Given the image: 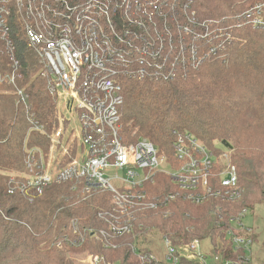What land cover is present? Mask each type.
I'll use <instances>...</instances> for the list:
<instances>
[{"label": "built area", "instance_id": "obj_1", "mask_svg": "<svg viewBox=\"0 0 264 264\" xmlns=\"http://www.w3.org/2000/svg\"><path fill=\"white\" fill-rule=\"evenodd\" d=\"M192 1L0 0V60L7 65L0 73V83L13 87L16 103L25 104L29 96L19 84L27 74L32 79L33 71L24 63L33 58L38 67L35 75L44 80L54 98L62 127L49 134L47 154L41 147L26 150L28 181L19 182L20 188L10 194L21 195L26 188L32 195H40L46 187L67 183L73 184L74 190L80 188L83 196L104 194L109 208L96 213L100 226L87 228L86 233L113 250L118 247L116 241L134 238L137 241L127 245L133 264H233L218 257L206 261L198 240L174 244L162 235L163 251L156 253L144 250L147 247L140 245L143 239L137 236L144 229L143 215L173 203V191L196 207L211 200H238L242 192L238 171L228 153L214 154L190 134H177L169 156L160 155L148 141L129 143L120 131L124 82L171 80L177 63L187 68L197 58L219 61L225 56L226 45L232 41L231 28L225 30L215 22L204 25L203 51L196 48L192 53ZM263 7L264 0H256L245 12V25L252 30H264ZM209 27H213L210 33ZM60 100L76 113L80 154L56 141L69 122L59 111ZM29 125V134L46 131V125L35 121L33 115ZM113 170L119 174L114 175ZM157 174H162L172 191L150 196L146 185ZM246 211L230 220L228 237L235 250L242 249L249 258L251 240L235 233L250 235L251 230L240 220ZM168 215L164 213L163 218ZM72 230L78 234L76 223ZM85 237L79 236L73 245L81 246ZM74 264L128 263L87 253Z\"/></svg>", "mask_w": 264, "mask_h": 264}, {"label": "trees", "instance_id": "obj_2", "mask_svg": "<svg viewBox=\"0 0 264 264\" xmlns=\"http://www.w3.org/2000/svg\"><path fill=\"white\" fill-rule=\"evenodd\" d=\"M255 1L193 0V27L201 36L205 34L207 22L219 23L229 30L228 27L240 17V11L235 10L246 5L242 15ZM230 32L232 41L226 45V55L219 61L196 62L193 68L190 64L185 68L177 63L171 80L124 82L120 131L128 142L134 141V136L144 138L167 156L177 134H190L215 152L221 145L215 148L214 140L220 141L224 149H234L232 164L238 170L245 204L239 206V201L211 200L196 207L184 202L173 191L176 194L173 203L164 206L161 212L143 216L144 229L137 236L145 242V235L155 228L174 244L208 240L211 258L218 257L222 262L233 264H253L252 258H246L242 249L235 250L228 232L230 220L241 215L243 210L252 211V203L259 200L264 205V145L243 137L254 128L262 131L264 136V104L250 99L251 91L257 94L259 87V101L264 98V30H252L246 25L241 29H230ZM233 38H240V42H234ZM241 38L248 43L241 45ZM201 44L202 41L196 47L198 52L203 51ZM208 65L213 66L210 76L206 70ZM24 66H30L33 75L37 71L33 58ZM6 70V63L0 60V73ZM183 70H186L185 76H181ZM19 85L29 96L25 104L16 103L13 87L0 83V264H66L70 260L67 253L74 250L72 247L75 252L98 254L110 262L133 264L127 245L135 243L134 238L116 241L118 247L113 250L101 246L90 232L86 233L87 228L100 226L96 213L109 208L104 194L83 196L80 188L74 190L71 183L46 187L32 198V192L26 188L21 195L10 194L21 186L11 176L23 172L26 150L44 144L39 133L29 134V118L33 115L35 121L44 123L54 112L52 99L41 78L30 79L27 74ZM241 138L244 140L239 142ZM151 180L146 185L150 196L172 191L162 174ZM164 213L169 214L165 219ZM73 223L78 228L77 235L73 234ZM235 233L249 238L252 248L253 233ZM79 236L85 238L76 248L79 243L75 246L73 243ZM259 246L263 254L260 264H264V241ZM144 250L150 252L148 248ZM183 264L199 263L187 261Z\"/></svg>", "mask_w": 264, "mask_h": 264}, {"label": "rangeland", "instance_id": "obj_3", "mask_svg": "<svg viewBox=\"0 0 264 264\" xmlns=\"http://www.w3.org/2000/svg\"><path fill=\"white\" fill-rule=\"evenodd\" d=\"M254 4L255 3H253V5ZM253 5H251V6H253ZM245 6H242L239 9L235 10V11H238V12L240 11L239 12L240 13L239 14L240 17L237 19L236 22L232 23V26L228 27L229 29L231 28V31H233L234 29H241L242 27L246 26L245 25V20H244L245 12L241 15V12H243L242 8L244 9ZM248 6H250V5H248ZM249 8L250 7H248L247 10H249ZM262 18L264 20L263 16H262ZM212 29H213V27H209L207 29V31L210 33L212 31ZM258 32H260V31H258ZM189 37L190 38H194V41H195V45L191 48L192 53H194L196 51V45L201 43V40L203 41L205 37H202V36L200 37V33H198V31H195L194 29L190 33ZM241 39H242L241 45L248 43V41L246 39H243V38H241ZM233 41L234 42H240V38H233ZM196 62H198V64H200L202 62V60L200 61V59L197 58V61H194L192 64H190V67H192V68L196 67V65H197ZM180 67H181V65H180ZM206 67H207L206 70H208V72H209L208 74L210 76V71H211L210 68H212L213 66H209L208 65ZM215 67L216 66H214V68ZM37 71H38V67H37ZM37 71H36V73H37ZM185 71L186 70L181 71V76L182 75L185 76ZM36 73H34L32 78H34L36 76L35 75ZM260 89H261L260 87H259V89H257V91H256L257 94H258V91ZM263 93H264V91H263ZM257 94H255L254 92L251 91V94H250L251 98L250 99H253L258 104H264V98L261 101H259V97H258ZM50 98L52 99V103L54 105V98L52 96ZM258 109H259V107H258ZM55 110H56V106L54 107V112L52 110L53 113H52L51 119L48 122H44L43 123V124L46 125V128H45L46 131L44 132V134H40V136L43 138V141H44V144H42L40 146L43 148L45 153L47 152L46 151L47 147L51 144V141L49 139V134H52V132L56 133L57 131H59V130L61 131L62 130V127L59 124L58 115L55 112ZM59 111L61 112V114L64 117L69 118V122H68V125L65 128V131L61 132L60 136L56 139V141H58L60 143H64V147L72 146L74 148L73 151L76 153V155L80 154L81 151H82L81 134H80L79 123H78V121L75 118V114L76 113H75V111H69L65 107V105H64L62 100H60ZM261 133H262V131H258L257 128H254V129H252V131L247 132L246 135H244L243 137L249 138L250 140L255 141V142H262L263 145H264V136ZM136 138H137V136H134V141L136 140ZM243 140L244 139H242V138L238 139L239 142H242ZM213 142H214L213 145H215V146L216 145H221L222 146V144H220L219 143L220 141H218V140H214ZM232 145L234 146L233 143H232ZM61 146H63V145H61ZM61 146L58 147L59 150H60ZM221 146L219 147V149H224ZM227 151H228L227 153H228L229 156L233 157V155H235V150L234 149H232V150L228 149ZM25 161H26V159H25ZM236 165H237V163H236ZM112 173H114V175L119 174V172H115L114 170H113ZM11 177L12 178H16L18 183L19 182L25 183L26 181H28V177H27L26 171H25V165L23 167V172L21 173V175L18 176V175L12 174ZM114 185H115V187H118L119 184H118V182H116V183H114ZM30 197L32 198L33 195H31ZM244 197H245L244 193L242 194V192H241L240 198L238 200L234 201V202H238L239 201L238 205L241 206V205L246 203ZM247 202H248V198H247ZM94 204H97V203H94ZM252 205H253L252 211L249 210L247 212V214L245 215L244 219H242V225H244V227L249 228L251 230L250 234L253 233V235H255L254 236L255 237V242H254V245L251 248L252 255H251V250H250L249 258L250 259L252 258L251 260H252L253 264H260V262L262 261V256H263L259 245L264 241V205L261 202H259V200L257 202L255 201L254 203H252ZM238 217H239V215L237 216V218ZM231 225H232V223H231ZM154 229L155 228H152L151 229L152 231H150V233H147L145 235V237H144L145 238V242L141 241L140 245L143 246V247H147L150 250L158 253L160 251H163V247H162V244L160 242L162 234H160L158 230H154ZM79 247L80 246H78L76 248H79ZM210 248H211V245H210V242L208 240L201 241V243H200V251L203 253V255L206 258V261H208V262L211 261ZM71 249H74V250L72 252H70V253H67V258L70 259V260L66 261V264L68 262H70V261H72V264L77 263V262L81 261L84 258V256L87 254V253L82 252V251L81 252H77V251L75 252L76 249L74 247H72ZM160 257L161 256H158V258H160ZM112 262H114V261H112Z\"/></svg>", "mask_w": 264, "mask_h": 264}, {"label": "bare ground", "instance_id": "obj_4", "mask_svg": "<svg viewBox=\"0 0 264 264\" xmlns=\"http://www.w3.org/2000/svg\"><path fill=\"white\" fill-rule=\"evenodd\" d=\"M140 139H144V138H138V139H136L135 141H137V140H140ZM144 140H146V139H144ZM135 141H132V142H129V143H133V142H135ZM146 141H148L150 144H152V146L156 149V151L158 152V154H160V155H164V153H160V151L158 150V148L153 144V143H151L149 140H146ZM205 146V145H204ZM208 148V147H207ZM171 149V148H170ZM219 151H222V152H228L227 151V149H220V150H218V152ZM169 152H170V150H169ZM211 152H213L214 154H218V152H215L214 150H211ZM228 158H229V161L231 162V164H232V157L231 156H229L228 155ZM169 213V212H168ZM144 216V215H143ZM147 217V216H146ZM160 239V238H159ZM158 249V248H157ZM160 249V248H159ZM159 251V250H158ZM157 253V252H156Z\"/></svg>", "mask_w": 264, "mask_h": 264}]
</instances>
